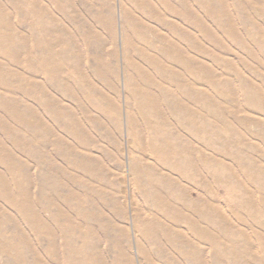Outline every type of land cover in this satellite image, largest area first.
I'll list each match as a JSON object with an SVG mask.
<instances>
[{"label":"rangeland","instance_id":"obj_1","mask_svg":"<svg viewBox=\"0 0 264 264\" xmlns=\"http://www.w3.org/2000/svg\"><path fill=\"white\" fill-rule=\"evenodd\" d=\"M13 1L22 8L23 0ZM99 1L104 5L105 0ZM107 1L115 20V42L88 16L91 31L100 40L89 45L96 59L79 56L81 47L66 48L63 54V65L70 70L63 80L87 115L55 91L60 105L77 113L76 123L67 115L56 123L39 108L38 96L24 99L15 94V102L37 112L28 121L37 124L36 145L23 152L7 137L6 128L0 130V145L19 158L15 170L25 167L28 200L25 217L20 218L0 196V226L10 229L6 219L10 218L28 241L24 248L28 260L36 254L53 264L44 255V229L39 230L36 221H43L61 245L64 223H73L76 237L101 238L96 220L102 216L103 222L113 225L110 238L133 264H193V245L198 242L192 226L163 219L161 209L149 206L142 196L147 192L152 203L154 192L173 209L187 204L183 212L192 221L197 218L194 211L203 216L202 264H264V0H186L183 25L177 16L178 0H165L170 13L158 4L156 13L170 22L172 31L136 10L133 0ZM69 2L83 10L82 0ZM37 4L40 14L47 12L55 24H64L54 0H38ZM61 5L66 13L80 17L65 0ZM0 13L13 44L19 50L21 42L25 44L18 64L6 67L10 56L5 51L0 53V65L5 73L21 76L23 86L27 81L42 84L46 79L28 73L22 64L25 52L31 53L35 43L24 24L29 17L9 0H0ZM127 13L136 28H143L142 24L152 28L147 35L153 41L167 39L178 46L182 60L165 59L152 51L135 27H127ZM180 25L185 42L179 38ZM66 29L76 31L73 23ZM63 39L67 44V38ZM129 41L134 46L131 49ZM63 47L55 48L59 55ZM138 50L155 55L161 70L143 63ZM6 94L0 86V96ZM4 118L8 117L0 111V120ZM10 123L15 136L26 137L25 126ZM41 123L49 132L43 136ZM36 156L49 165V176H56L47 185L40 178L42 160ZM5 171L0 164L8 193L16 197L17 187ZM61 183L64 188L59 192ZM68 195L71 198L64 201ZM61 211L66 212L64 219L56 215ZM153 218L161 221L163 229L152 224ZM91 228L95 236L90 235ZM163 232L170 242L161 236L155 244L150 241L155 233ZM100 250L106 264H115L107 243L102 242ZM2 259L0 253L3 263Z\"/></svg>","mask_w":264,"mask_h":264},{"label":"bare ground","instance_id":"obj_2","mask_svg":"<svg viewBox=\"0 0 264 264\" xmlns=\"http://www.w3.org/2000/svg\"><path fill=\"white\" fill-rule=\"evenodd\" d=\"M9 1L16 10H23L25 16L29 17L24 20V24H28V36L35 42L32 45V52H25V56L22 62L23 68L30 74H41L46 79L42 84H39L35 81H27L26 79H24L27 81V83L25 86H23L24 81L21 76L5 73L6 69L4 70L2 67L3 65H0V86L5 88L7 91V94L5 96H0V111H2V113L8 117L6 118V120L5 118L3 121L0 120V130H2L3 127L6 128V131L8 132L7 137L12 139L16 143L15 146L19 147L23 152H27L29 146L36 145L35 130L37 124H32L28 121L32 120V117H34L35 119L37 112L33 108H30L26 105H20L18 102H15V94L18 93V95H20L24 99L26 97L38 96L39 98L37 99V102L39 103V108L48 115L52 116L53 120L56 123L61 115H67L71 122L76 123L77 113L72 108L63 107L62 105H60L59 100H56L54 97H57L55 91L62 92L65 96H67L68 99H70L74 103L73 106L75 108H79L82 114L87 115V111L84 108L81 109L78 98L70 90L68 84L63 80L68 75H70V70L63 65V54L65 52V49L81 47L82 51L79 56H90L91 58L93 57L94 59H96V56H93L92 52L89 50V45L91 43H95L94 40H100L97 33L91 31L93 26L88 16H90L99 25L100 28H104L108 32L109 40L113 43L116 40V27L112 6L111 4L109 5L107 0L104 1V5H102L99 0H97L96 2H94L93 0H82L81 4L83 10L79 9L77 6H72L69 0H65L68 8L70 10L71 8L73 9V13L80 12V17L75 14H71V12L66 13L64 10L65 6L61 5V0H54V4L60 10L59 12L64 18V24L60 26L53 22L52 18L49 17V14L47 12L45 14H40V7L37 4L38 0H23L22 8H19V6L13 0ZM178 2L180 3V12H177V16L181 19L180 23L183 25V23H186L187 21V4L186 0H178ZM133 3L136 6V10L144 11V14L148 15L151 20L162 21L168 31L174 30L173 26L170 24V22L167 21V19L161 18V16L156 13L157 4L160 6L163 5L170 13L171 6L169 8L166 7L165 0H153L152 2L149 0H133ZM147 5L149 6V8L146 7ZM125 20L126 25L129 29L134 27L136 28V24L134 25V22H132L133 17L132 15L130 16V13H127V17ZM72 23L75 26V32H69L66 29V26ZM182 25H180L182 32L180 33L178 31L180 34L179 38L180 41L185 42L186 35L183 31ZM142 26L144 29L142 27L136 29L138 30L139 35L143 38L142 42L147 44L152 51H157L159 55H161L165 59L174 58L177 61L182 60L181 51H179L178 46L167 39L154 38L155 41H153V39L149 38L147 35L148 33L152 32V28H145L143 24ZM5 27V23L1 20L0 53L4 54L5 51L6 53H8V55L10 56V61L8 60L6 67L10 68L11 65L19 63L18 57L21 51L23 52L25 44L21 42L22 49L19 50V48L13 44L14 41L12 40V35L8 33V31L6 32L4 30ZM63 37L67 38V44L64 41ZM78 37L80 38V40H78ZM59 45L64 46L60 55L55 49ZM127 47L129 49L134 47L131 41L128 42ZM136 52L139 54L140 60L143 63L146 62L158 71L161 70V64L159 63L155 55L149 54L146 51L142 50H138ZM20 106H23L22 109ZM10 121H12L16 125L25 126L24 132L26 133V137L23 138L15 136V126H12ZM40 128L43 131L42 136L49 133L47 131L48 128L45 123H41ZM61 142L62 140L59 139L58 143ZM58 147L60 152L61 145H58ZM35 158L42 160L41 157L38 156H36ZM18 161L19 158L10 149L5 148L4 145H0V164L4 167V170H6L5 175L9 176L12 179L18 191L16 197H11L8 193L7 181H5L3 176H0V196L7 199V201L13 205V208L20 218H24V209L25 206H28L27 188L25 185V167L23 166L16 171L15 168H18L20 165ZM42 165L43 168L40 170V178L44 182V185H47L48 181L56 176H49V165L45 160H42ZM63 188L64 185L63 183H61L59 192H61ZM151 193L153 194L152 203L149 201V195L145 191H143L142 193L144 201L147 202L149 206L159 207L161 209L163 219L170 220L175 223L182 222L184 224L192 226V234L198 242L194 243L193 245V264H202V257L199 251V246L201 245V240L203 238V230L201 224V218H203V216L200 215V213H198L197 211H194L195 217L197 216V218L193 219L192 221L183 212L187 204L184 203L181 206V209H179V206L173 209L169 206L167 201H163L162 196L158 197V193ZM67 198L71 197L69 195L67 197H63L64 201H66ZM183 201L184 199L182 197V200H180V202ZM193 204L194 207L198 206V202H195ZM173 211L176 212L175 216L172 215ZM56 215L61 219H64L65 216H67L66 212L64 213L62 211L57 213ZM6 219L11 228L7 230L0 226V253H3L4 259V262L2 263V261H0V264H48L47 259H43L40 255L37 256L36 254L33 255L32 260H28V258L25 256L24 251V248H26L28 241L21 237L19 229L15 225V223H13L10 218ZM56 221L54 222L56 223ZM36 223L39 224V230L40 228H42V230L44 229V232L41 235V241L45 245L44 255H46L48 259L53 262V264H106L103 259L105 253L103 254L100 250V245L102 242L107 243L108 249L111 250L113 261L115 264H120V260L126 261L127 264H133L131 259L122 251V247L110 238L109 232L111 230V226L113 225H111L109 221L103 222L102 216H98L96 220L97 229L100 230L99 233L101 238L97 236L96 241L94 240V238H91L90 240L94 241L95 245H90V241L87 240L86 236L76 237L72 233L73 223H64V226L62 228L63 241L61 245H58L50 229H46L44 227L46 224L43 221H36ZM152 224H155L157 227L163 229L161 221L156 218H153ZM117 228L122 231L119 227ZM94 231L95 228L90 229L91 236H95ZM178 232L182 233L181 230ZM166 233H155L150 241L155 244L158 240V236H161L163 241L170 242L169 237ZM178 235L183 238V236H181L180 234ZM1 237L3 238L4 242L1 241ZM17 248H21L23 250L17 252ZM214 263H216V261Z\"/></svg>","mask_w":264,"mask_h":264}]
</instances>
